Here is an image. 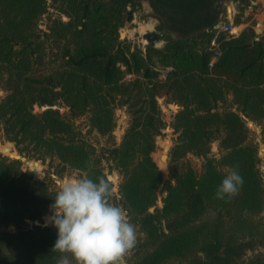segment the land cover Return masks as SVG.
I'll return each mask as SVG.
<instances>
[{
	"label": "trees",
	"instance_id": "obj_1",
	"mask_svg": "<svg viewBox=\"0 0 264 264\" xmlns=\"http://www.w3.org/2000/svg\"><path fill=\"white\" fill-rule=\"evenodd\" d=\"M54 1L68 19L50 17L42 30L46 0H0V135L28 156L49 158L59 173L107 178L102 160L111 159L122 176L120 201L146 234L148 250L134 264L185 259L195 247L204 264H232L223 245L227 229L252 232L263 184L244 119L219 103L231 95L232 104L246 103L242 110L264 120V30L257 40L251 26L234 36L213 28L219 0H147L162 27L178 37L159 35L161 46L142 45L119 37L132 0ZM212 38L220 54L209 67ZM157 96L180 107L171 122L176 138L166 194L149 212L161 181L151 157L154 133L164 125ZM58 100L66 111L52 107ZM117 103L126 106L130 122L119 143L97 148L74 119L85 115L86 134L109 138ZM35 104L47 107L36 112ZM213 139L223 150L217 160L207 155ZM186 152L204 156L199 173L180 160ZM221 165L238 167L244 179L230 200L214 196L226 174ZM57 191L49 176L35 177L17 158L0 154V264H57L65 255L51 250L54 226L26 223L51 210ZM162 219L173 221L168 232Z\"/></svg>",
	"mask_w": 264,
	"mask_h": 264
},
{
	"label": "rangeland",
	"instance_id": "obj_2",
	"mask_svg": "<svg viewBox=\"0 0 264 264\" xmlns=\"http://www.w3.org/2000/svg\"><path fill=\"white\" fill-rule=\"evenodd\" d=\"M218 4L219 17L217 21L227 18V15L230 14V18H232V20L235 22L237 21V23H234V25L238 27L236 29L238 32H240L247 26H251L255 35V39L258 40L260 38L264 30V0H219ZM46 5L47 7L45 12L40 16L38 20V27L40 29L45 30L46 24L50 17L60 16L63 20L68 19V17L64 13L59 12V8L54 0H46ZM127 9L132 11V18L129 21H125L124 26L119 28V31L122 32L123 36L120 38H127L132 42H139L144 45L145 40L142 38V34L147 31L159 32L160 28L162 27V20L158 16V13L155 12V10L150 6L147 0H132V5H128ZM147 24H149V26H147ZM164 28L165 32L162 35H164L168 39H175L178 37L177 33L167 29L166 27ZM163 42V40H159L154 44L155 46H161ZM4 94V89H0V97H2ZM227 98L228 101H226L225 104L219 103L220 109H228V107H232L233 109L237 108L242 111L248 118V121L244 120V122L249 129V136L254 142L257 150V168L261 177V182L263 184V208L257 215H253V220L256 223V226H254L255 228L251 233H249L248 231L231 230L230 227H228L226 236H230V238L225 236L223 245L228 244L229 246V253L231 255L232 264H261L262 262L264 263V120L254 119L246 113V110H242L241 108L244 107L246 103L237 106V104H232L230 102L231 95H228ZM156 102L160 111L162 112L164 125L158 132L156 131L154 133L155 148L151 153V157L156 163L158 170H161V181L156 190V202L155 204L150 205L154 208L149 212H153L156 207H160L162 205V196L166 194V191H163V182L169 179L170 149L174 144L176 138V133L173 130L171 122L174 113L180 107L179 104L175 101L166 102L165 97L163 96H157ZM174 103L178 106L174 107ZM46 106H39L35 104L33 106V110L37 112L45 108ZM52 107H58L61 112L66 111L68 108L62 100H58L54 105H52ZM114 116L115 126L112 130V135L109 138L101 137L96 131H91L86 134L88 126L85 123V115L75 118L74 121L75 123H78L80 125L82 137H85L88 141L92 142L97 148H99L100 146H110L112 145V143H119L131 118L126 106L119 103L115 104ZM0 143H2V146L7 143L11 144L9 151L4 150L2 152L0 150V154L9 156L14 155L16 151L27 156L30 159H37L35 157L28 156L24 152L18 151L15 142L13 140L7 139L2 135H0ZM165 148L168 152V157L165 162L163 160L159 161L158 155L162 151V149L165 150ZM222 152L223 150L220 147L219 140H211L208 145L207 155L212 156L215 160H217ZM180 160L190 165L197 173H199L202 168L204 156L192 152H186V154L182 156ZM102 163L104 165L103 170L104 173H106L107 179L111 180L113 184L117 185V192L115 194L114 203L123 206L120 201V195L118 193V185L122 178L121 173L116 168L110 167L112 164L111 159H108L107 162L105 160H102ZM27 164H31V161H28ZM21 167L23 169L27 168L22 164ZM32 167L38 173L41 170L44 172V174L41 176H36L35 174H33L38 178L48 176V172H53L57 176H60L62 179L66 177H81L78 171H62L61 173L57 172L58 166H56V164L49 158L44 161L42 160V165L35 163ZM226 169H228L227 166H218V170H220L221 172H226ZM55 186L57 190H59L58 185L55 184ZM158 199L160 200L159 202ZM227 210L232 212V206H229ZM51 214V210H48L38 218L46 215L45 217H43V221L46 222L45 219ZM32 221L33 220L27 219L26 223L29 226H32ZM130 221L137 228L138 243L133 253L127 258V264H134L135 259L143 255L144 252L148 250V248H146L147 245H145L146 234L140 227L139 220L133 219L130 216ZM161 225L163 231L168 232V230L173 226V221L171 219H162ZM7 229L13 231L14 227L12 225H8ZM68 255L71 259L70 254ZM204 261V253L197 247H195V249H193L189 253L187 258H171L165 261L163 264H204ZM72 264H75L74 260L72 261Z\"/></svg>",
	"mask_w": 264,
	"mask_h": 264
},
{
	"label": "clouds",
	"instance_id": "obj_3",
	"mask_svg": "<svg viewBox=\"0 0 264 264\" xmlns=\"http://www.w3.org/2000/svg\"><path fill=\"white\" fill-rule=\"evenodd\" d=\"M243 183L238 167L228 168L214 196L230 200ZM58 188L46 218L57 229L51 250L65 254L57 264H127L138 233L128 209L114 203L117 185L103 175L95 180L77 176L64 178Z\"/></svg>",
	"mask_w": 264,
	"mask_h": 264
},
{
	"label": "water",
	"instance_id": "obj_4",
	"mask_svg": "<svg viewBox=\"0 0 264 264\" xmlns=\"http://www.w3.org/2000/svg\"><path fill=\"white\" fill-rule=\"evenodd\" d=\"M132 18V11L127 9L126 10V21H129L131 20ZM165 32V28L162 27L159 32H156V31H147V32H144L142 34V38L145 40V44L146 43H157L159 41V35H162L163 33ZM119 37H123L122 36V32L119 31ZM174 107H177L178 105L177 104H173ZM47 107V106H46ZM228 109H231L233 110L235 113H237L240 117H242L245 121H248V118L247 116L242 112L240 111L239 109H233L232 107H228ZM249 123V122H248ZM9 155V154H8ZM10 157H14V158H17L20 163L23 165V166H26L30 171H32L33 174H35L36 176H41L44 174V172L41 170L39 173L34 171L33 169V164L35 163H38L40 165H42V159L41 158H37V159H30L28 158L27 156L23 155V154H20L18 152L15 151V154L14 155H9ZM168 157V152L165 148V150L162 149V151L159 153L158 155V158H159V161L160 160H163L164 162L166 161ZM164 158V159H163ZM28 161H31V164H27ZM47 175L52 178V180L54 181V183L56 185L59 184V182H61L63 179L60 177V176H57L56 174H54L53 172H48ZM160 200L158 199V202ZM153 206L151 207H148V211H152L153 210ZM32 225H38V226H47V225H52L51 223H44L43 222V216L40 217V218H34L32 219Z\"/></svg>",
	"mask_w": 264,
	"mask_h": 264
},
{
	"label": "built area",
	"instance_id": "obj_5",
	"mask_svg": "<svg viewBox=\"0 0 264 264\" xmlns=\"http://www.w3.org/2000/svg\"><path fill=\"white\" fill-rule=\"evenodd\" d=\"M236 27L237 26L234 25L232 18H230V14L227 15V18L219 20L213 25V28L220 31L228 32L233 36L238 34V31L234 30ZM210 46L212 48V55L208 61L209 67L213 65V62L220 54V49L218 47V41L216 40V38H212L210 40Z\"/></svg>",
	"mask_w": 264,
	"mask_h": 264
},
{
	"label": "bare ground",
	"instance_id": "obj_6",
	"mask_svg": "<svg viewBox=\"0 0 264 264\" xmlns=\"http://www.w3.org/2000/svg\"><path fill=\"white\" fill-rule=\"evenodd\" d=\"M232 7V6H231ZM233 9V8H232ZM228 10H229V7H228ZM233 15V14H232ZM147 26H149V24H147ZM238 27H236L234 30H236ZM168 116V115H167ZM10 147H11V144L7 143L5 144L4 146H2V143H0V150L3 152L4 150L5 151H9L10 150ZM8 154V153H7ZM164 159V158H163ZM46 221V219H45ZM44 222V221H43ZM46 223V222H44Z\"/></svg>",
	"mask_w": 264,
	"mask_h": 264
}]
</instances>
